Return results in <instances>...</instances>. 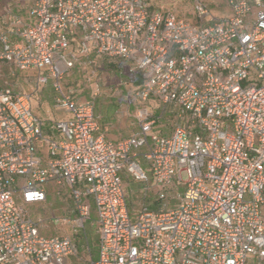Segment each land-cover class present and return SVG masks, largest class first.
Here are the masks:
<instances>
[{
    "label": "built area",
    "instance_id": "built-area-1",
    "mask_svg": "<svg viewBox=\"0 0 264 264\" xmlns=\"http://www.w3.org/2000/svg\"><path fill=\"white\" fill-rule=\"evenodd\" d=\"M210 1L220 2L191 0L194 20L148 0H29L26 16L0 14V63L35 72L30 91L0 85V264L77 256L72 236L43 233L28 208L49 183L71 200L55 224L85 229L95 212L85 264H264V0H226L224 16ZM100 60L141 78L131 93L144 105L140 129L128 137L101 132L96 92L66 87ZM47 84L66 118L36 112ZM125 174L155 188L157 209L130 211Z\"/></svg>",
    "mask_w": 264,
    "mask_h": 264
},
{
    "label": "rangeland",
    "instance_id": "rangeland-1",
    "mask_svg": "<svg viewBox=\"0 0 264 264\" xmlns=\"http://www.w3.org/2000/svg\"><path fill=\"white\" fill-rule=\"evenodd\" d=\"M221 1L223 3V0ZM149 2L159 10L172 11L186 19H195L191 0H149ZM218 5L212 1L209 2L213 14L216 16L227 15L228 6L224 3L221 8H218ZM29 6V0H0V14L9 7L26 16ZM129 65L128 62L123 61L100 60L97 66L75 69L66 77L65 81L66 87L79 88L82 99L90 97L93 92L97 93L96 111L100 116L101 132L106 137L113 139L128 137L140 129L136 114L137 110L144 105L137 102L131 95L139 85L137 84L139 74L131 73ZM12 69L10 64L0 63V85L15 84L22 90L30 91L35 72L15 71V75L12 76ZM54 94L51 84H47L34 96L36 112L46 121L61 120L67 117L64 110L55 106ZM145 106L153 108L157 113L159 112L160 106L156 102H148ZM173 117L172 113H166L165 118L161 121L164 126L159 128L162 132L171 133L170 120ZM140 160L143 163L142 158ZM124 181L129 194L131 209L137 210L142 203L150 207L157 197L155 188L150 185L145 191L143 182L137 181L127 174L124 175ZM45 188L47 200L28 206L29 210L44 220L46 228L42 230L43 233L72 236L78 245V254L72 257V264H85L86 258L90 254L95 256L97 252L98 233L95 225V213L92 212L89 219L85 220V229H77L65 220L61 224H55L52 222V217H63L67 207L71 204V200L67 195L59 193L58 188L53 183L46 184ZM168 203L173 206L176 200L169 199Z\"/></svg>",
    "mask_w": 264,
    "mask_h": 264
},
{
    "label": "trees",
    "instance_id": "trees-1",
    "mask_svg": "<svg viewBox=\"0 0 264 264\" xmlns=\"http://www.w3.org/2000/svg\"><path fill=\"white\" fill-rule=\"evenodd\" d=\"M141 83V78H140V76H139V79H138V81H137V84H140ZM98 114V113H97ZM100 123H101V121H100ZM102 126V125H101ZM126 191H127V189H126ZM127 198H128V205H129V208H130V211L131 212H134V210H132L131 209V206H130V199H129V194H128V192H127ZM158 201H157V197L153 200V202L151 203V205H150V209H152V210H155V209H157V207H158Z\"/></svg>",
    "mask_w": 264,
    "mask_h": 264
},
{
    "label": "crops",
    "instance_id": "crops-1",
    "mask_svg": "<svg viewBox=\"0 0 264 264\" xmlns=\"http://www.w3.org/2000/svg\"><path fill=\"white\" fill-rule=\"evenodd\" d=\"M148 2H149V0H148ZM150 3V2H149ZM225 3V5H227L228 6V4H227V2H226V0H223V3H222V1L220 0V2H219V5H218V8H221L223 5L222 4H224ZM151 6H152V4H150ZM153 7V6H152ZM154 8V7H153ZM228 8H229V12H228V14L230 13V7L228 6ZM155 9H158V8H155ZM227 14V15H228ZM194 18H195V15H194ZM45 88V87H44ZM43 88V89H44ZM36 110V109H35ZM108 138H110V137H108ZM111 139H113V138H111ZM125 176H126V174H125ZM95 213V212H94Z\"/></svg>",
    "mask_w": 264,
    "mask_h": 264
}]
</instances>
